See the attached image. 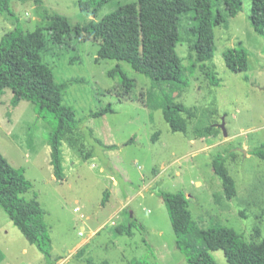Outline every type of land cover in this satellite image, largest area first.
Returning a JSON list of instances; mask_svg holds the SVG:
<instances>
[{
	"label": "rangeland",
	"instance_id": "1",
	"mask_svg": "<svg viewBox=\"0 0 264 264\" xmlns=\"http://www.w3.org/2000/svg\"><path fill=\"white\" fill-rule=\"evenodd\" d=\"M82 1L10 0L14 16L0 13V39L14 29L17 19L27 31L43 29L42 61L55 82L69 81L62 104L71 106L77 119L85 118L63 141L64 178L59 180L48 142L52 115L39 117L27 99L13 104L10 88L1 92L0 153L31 183L24 197L35 198L41 206L51 257L30 243L0 206V264H86L87 258L111 264H187L159 191H182L200 227L232 228L247 241L254 240L256 230L264 227V160L251 153L264 143V36L251 25L252 0H242L237 14L214 28L215 53L205 68L192 50L194 14L180 15L176 51L185 67L184 89L154 87L127 62L100 58V41L85 33L72 31L54 44L45 29L44 10L66 16L74 27L137 0H110L97 16L82 11ZM239 46L248 52L245 71L230 70L224 62V52ZM117 64L133 79L131 87L117 72L109 76ZM206 69L220 79L219 85H212ZM165 93L193 111L185 133L173 131L165 121ZM108 104L113 113L87 118ZM222 119L227 135L220 128ZM99 140L118 148L106 149ZM219 153L235 181L231 199L211 166ZM106 189L109 199L102 205ZM127 211L131 231L117 234L114 228L127 221ZM211 254L218 264H227L223 250Z\"/></svg>",
	"mask_w": 264,
	"mask_h": 264
},
{
	"label": "trees",
	"instance_id": "2",
	"mask_svg": "<svg viewBox=\"0 0 264 264\" xmlns=\"http://www.w3.org/2000/svg\"><path fill=\"white\" fill-rule=\"evenodd\" d=\"M10 0H0V13L14 16L9 6ZM110 0H86L79 3L82 11L97 16L101 8ZM242 8V0H137L120 5L100 20L90 19L85 24L72 27L68 18L58 13L44 10L45 29L54 44H60L66 35L74 31L100 41L98 56L127 62L135 71L150 79L154 87L162 84L174 89L188 87L184 77L185 67L176 51L180 40V15L192 12L196 24L192 27L196 35L192 43L196 62L205 68L215 53L214 28L227 24ZM17 19V18H16ZM250 21L253 29L264 36V0H252ZM43 29H24L17 19L13 30L0 39V94L5 88L13 92L11 102L18 104L27 99L34 103L39 117L51 114L55 123L49 135L51 164L55 178H64L63 141L79 128L85 118L77 119L71 106L62 104V92L69 81L57 83L50 68L42 61ZM225 65L233 71H245L248 67V52L239 46L230 48L223 54ZM118 73L126 87L133 85L120 64L109 71V76ZM205 75L212 85H219L220 79L210 69ZM163 117L173 131L186 132L193 111L183 102L174 101L165 93ZM111 104L90 111L87 118L113 113ZM209 127H205L208 130ZM131 138L127 143H131ZM106 149H116L117 144H104ZM252 154L264 160V143L252 149ZM234 154V153H233ZM211 166L221 178L222 188L227 198L236 193L234 178L226 166V157L217 154ZM31 183L24 174L12 166L0 153V206L7 213L27 240L35 244L45 257H51V240L43 220V211L35 198L27 199L24 194ZM162 197L174 233L177 247L183 252L187 264H218L211 252L221 249L227 264H264V227L256 230V238L247 241L243 234L232 228L215 226L211 229L200 227L188 209V199L182 191L158 192ZM110 191L104 190L101 204L105 205ZM127 221L115 226L117 234H129L132 218L127 211ZM84 252L81 249L80 254ZM86 264H111L104 260L95 263L87 258Z\"/></svg>",
	"mask_w": 264,
	"mask_h": 264
},
{
	"label": "water",
	"instance_id": "3",
	"mask_svg": "<svg viewBox=\"0 0 264 264\" xmlns=\"http://www.w3.org/2000/svg\"><path fill=\"white\" fill-rule=\"evenodd\" d=\"M220 128L222 129L223 134L227 135V130L225 128V123H224L223 119H222V122L220 123ZM242 151H243V153H245V150H242ZM131 215H132V213H131Z\"/></svg>",
	"mask_w": 264,
	"mask_h": 264
},
{
	"label": "built area",
	"instance_id": "4",
	"mask_svg": "<svg viewBox=\"0 0 264 264\" xmlns=\"http://www.w3.org/2000/svg\"><path fill=\"white\" fill-rule=\"evenodd\" d=\"M76 210H78V207L75 208V211H76ZM83 233H84V228L82 227V228H81V231H79V235H83Z\"/></svg>",
	"mask_w": 264,
	"mask_h": 264
},
{
	"label": "crops",
	"instance_id": "5",
	"mask_svg": "<svg viewBox=\"0 0 264 264\" xmlns=\"http://www.w3.org/2000/svg\"><path fill=\"white\" fill-rule=\"evenodd\" d=\"M107 144H114V143H107ZM49 151H50V153H51V146L49 145ZM52 165V164H51ZM52 167H53V165H52ZM55 177V176H54ZM110 191V190H109Z\"/></svg>",
	"mask_w": 264,
	"mask_h": 264
}]
</instances>
